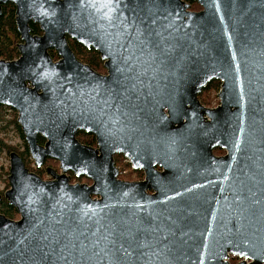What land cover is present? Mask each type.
Masks as SVG:
<instances>
[{
  "label": "water",
  "instance_id": "obj_1",
  "mask_svg": "<svg viewBox=\"0 0 264 264\" xmlns=\"http://www.w3.org/2000/svg\"><path fill=\"white\" fill-rule=\"evenodd\" d=\"M7 3L22 43L0 60V104L62 174L44 181L12 153L0 201L21 218L0 214V264H264V0H0V17ZM116 153L145 178L119 179Z\"/></svg>",
  "mask_w": 264,
  "mask_h": 264
},
{
  "label": "flooded vegetation",
  "instance_id": "obj_2",
  "mask_svg": "<svg viewBox=\"0 0 264 264\" xmlns=\"http://www.w3.org/2000/svg\"><path fill=\"white\" fill-rule=\"evenodd\" d=\"M16 8V7H15ZM193 10H200V9H193ZM16 12V11H15ZM16 16V15H15ZM17 24V23H16ZM32 31L31 33L33 35H42L43 30L41 29V26L39 23L34 22L31 20L30 22ZM19 42H17L18 49L16 50V53L14 52L13 57H5L0 55V60H6V61H14L18 60L21 57V53L19 50V44L22 43L21 39V34L19 33ZM68 39H72L70 36H68ZM95 50V49H94ZM97 51V50H96ZM98 52V51H97ZM99 53V52H98ZM50 54L53 58L54 61L60 60V56L57 54V52L54 49H50ZM79 59V58H78ZM81 60V59H79ZM83 63H86L90 65L94 70L101 74H106L107 73V68L105 66V61L101 58V55L99 53V56L96 57L94 60V64L90 62H85L81 60ZM10 113V114H9ZM77 137L80 142L86 145H90L93 147H98V142H97V137L94 133H88L84 130H79L77 133ZM14 139H17L18 142H14ZM0 140H3L6 143V147L3 153L7 154L9 157V164L5 168L3 167V177L2 174L0 173L1 179L3 181V184H0V194L4 195V193L12 188L11 185V168H12V153H17L23 160L25 167L28 169L29 172L34 173L38 175L40 178H42L44 181H53L57 178L58 175L62 174V169L60 166V161L51 157L47 156L41 163V165H38L37 162L34 160L32 157L30 150H29V145L26 140L24 131L22 129V126L19 123V111L14 108L10 107L5 104H0ZM47 142V139H45L41 134H38V143L40 145H45ZM217 149L221 148H216L214 150V153L218 156L226 154V151L223 150L222 153H217ZM28 150V152H27ZM122 159L125 162V164H131L130 161L124 157V154L122 153H116L114 154V165L118 169V172L120 171V174L118 175L119 179L122 180H128V181H139L143 180L145 178V173L144 170H135L133 169L131 165L132 171H136L138 173H142L141 175H136L135 179H128L127 174L123 171H121V164H122ZM127 159V160H126ZM124 167V166H123ZM158 169H162L161 167H158ZM67 175L70 177V182L72 184L76 183H87V184H92V180L87 178L86 176H77L73 171H68ZM6 200L8 204V200L3 197V199L0 201V203ZM11 205V204H10ZM0 214H3L7 216L10 219L13 220H19L21 218V214L18 212L17 208L11 205V207H6V210H4L2 207H0ZM241 259L235 257V262L232 264H235L239 262Z\"/></svg>",
  "mask_w": 264,
  "mask_h": 264
},
{
  "label": "trees",
  "instance_id": "obj_3",
  "mask_svg": "<svg viewBox=\"0 0 264 264\" xmlns=\"http://www.w3.org/2000/svg\"><path fill=\"white\" fill-rule=\"evenodd\" d=\"M202 7L195 1L192 2V9H201ZM15 5L12 3H7L3 5V14L0 17V55L5 57H13L14 52L18 49L17 42H19V34L16 24V16H15ZM69 43L71 48L75 52L76 56L85 61L93 63L96 57L99 56V53L94 49H88L79 42L74 39H69ZM94 64V63H93ZM221 89V81L213 80L207 88L199 95L201 102L204 105L211 106L215 99H217V103H219L218 92ZM215 93V96L214 94ZM6 147V143L3 140H0V154L4 152ZM28 152V150H27ZM223 150L217 149V153H222ZM123 161V159H122ZM121 161V162H122ZM131 167V164H124V167ZM137 175H141L142 173H138L133 171ZM2 177H3V173ZM3 179V178H2ZM4 180V179H3ZM11 207L10 204L7 203L6 200H3L0 203V207L6 210V207ZM235 261V257L231 258V262Z\"/></svg>",
  "mask_w": 264,
  "mask_h": 264
},
{
  "label": "rangeland",
  "instance_id": "obj_4",
  "mask_svg": "<svg viewBox=\"0 0 264 264\" xmlns=\"http://www.w3.org/2000/svg\"><path fill=\"white\" fill-rule=\"evenodd\" d=\"M214 94V96H215V93H213ZM219 98V97H218ZM219 103H217V99H215L214 100V102H213V104L211 105V106H209V107H215V106H217ZM206 106H208V105H206ZM10 114V113H9ZM14 142H18V140L17 139H14ZM127 160V159H126ZM8 164H9V157H8V155L7 154H5V153H1L0 154V173L1 172H3V167L5 168L6 166H8ZM124 164H125V162L124 161H122V164H121V169L122 168H125V173L127 174V178L128 179H135L136 178V175L133 173V171H132V169H131V167H128V166H126V167H123L124 166ZM0 184H3V181H2V179H1V176H0ZM235 262V261H234ZM234 262H231V263H234Z\"/></svg>",
  "mask_w": 264,
  "mask_h": 264
},
{
  "label": "built area",
  "instance_id": "obj_5",
  "mask_svg": "<svg viewBox=\"0 0 264 264\" xmlns=\"http://www.w3.org/2000/svg\"><path fill=\"white\" fill-rule=\"evenodd\" d=\"M121 171L125 172V168H122Z\"/></svg>",
  "mask_w": 264,
  "mask_h": 264
}]
</instances>
